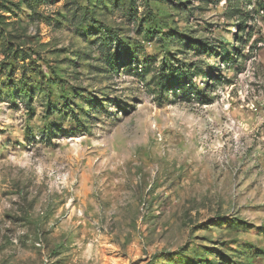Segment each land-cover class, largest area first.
I'll return each mask as SVG.
<instances>
[{
	"label": "rangeland",
	"instance_id": "1",
	"mask_svg": "<svg viewBox=\"0 0 264 264\" xmlns=\"http://www.w3.org/2000/svg\"><path fill=\"white\" fill-rule=\"evenodd\" d=\"M0 264H264V0H0Z\"/></svg>",
	"mask_w": 264,
	"mask_h": 264
},
{
	"label": "trees",
	"instance_id": "2",
	"mask_svg": "<svg viewBox=\"0 0 264 264\" xmlns=\"http://www.w3.org/2000/svg\"><path fill=\"white\" fill-rule=\"evenodd\" d=\"M171 74H172V72H171Z\"/></svg>",
	"mask_w": 264,
	"mask_h": 264
}]
</instances>
